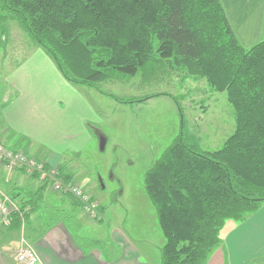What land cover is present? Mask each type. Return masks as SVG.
<instances>
[{"label":"trees","instance_id":"trees-1","mask_svg":"<svg viewBox=\"0 0 264 264\" xmlns=\"http://www.w3.org/2000/svg\"><path fill=\"white\" fill-rule=\"evenodd\" d=\"M0 9L74 84L100 91L97 84L116 73L135 77L165 64L227 94L236 127L220 149L203 150L181 134L146 173L145 189L165 238L160 264H206L226 222L241 223L259 210L264 40L244 47L220 0H0ZM74 51L87 58L84 77L64 67L74 63ZM161 95L171 97H152ZM29 202L19 205L26 209ZM12 219L19 226V217Z\"/></svg>","mask_w":264,"mask_h":264},{"label":"crops","instance_id":"crops-1","mask_svg":"<svg viewBox=\"0 0 264 264\" xmlns=\"http://www.w3.org/2000/svg\"><path fill=\"white\" fill-rule=\"evenodd\" d=\"M220 1L244 47H252L264 40V0ZM18 33L26 34L10 14H2L0 9V47L9 49L8 56L7 53L0 56V71L4 80L0 87V140L8 148L9 144H13L15 147L11 149L24 151L48 166H59L63 173L70 176L66 168L70 169L71 163L63 162L62 154L79 147L84 143L80 141L82 138H86L85 144L92 141L93 133L85 124L88 116L80 115L79 102L74 104L66 100L59 90L76 93L77 101L82 98L81 91L75 87L77 84L64 77L53 58L28 35L29 44L26 49L19 48V54L23 56L17 57ZM84 102L90 111L82 110V114L90 112L95 115L88 102ZM70 105L71 112L76 111V114L66 116ZM48 141L72 145L69 147L66 144L65 150H59L47 144ZM28 147L38 155H31ZM0 191L10 197L15 195L13 200L18 204L31 201L25 209L23 229L21 222L16 225L13 215L10 225L5 224L0 216V264H19L16 255L23 237L39 256V264L161 263L164 244L160 246L149 239L147 243L143 238H130L126 232L117 229L109 233L106 229L104 234L94 237L90 234L82 236L75 223L72 225L46 214V208L56 207L73 217V210L80 203L61 193L56 197L50 195L53 189L37 179L0 166ZM34 194H37V201ZM220 237V245L210 254L206 264H264V205L241 223L225 224Z\"/></svg>","mask_w":264,"mask_h":264},{"label":"rangeland","instance_id":"rangeland-1","mask_svg":"<svg viewBox=\"0 0 264 264\" xmlns=\"http://www.w3.org/2000/svg\"><path fill=\"white\" fill-rule=\"evenodd\" d=\"M26 35L18 33L16 36L17 57L23 56L19 54V48L26 49L29 44ZM8 50L0 47V56L6 53L8 56ZM74 52V63L66 61L64 67L69 73L84 77L88 71L87 58ZM2 75L0 71V87L4 84ZM75 87L81 91L80 101H77L76 93L71 94L69 90L60 89L59 93L74 104L79 102L80 115L88 116L85 124L90 126L93 139L85 144L86 138H82L80 141L84 143L62 154L63 162L71 163V168L66 170L72 179H66V174L60 172L64 181L80 185L99 203L98 217L87 218L81 204L73 210V217L56 207L46 208V214L72 225L75 223L82 236L90 234L94 237L104 234L106 229L107 233L117 229L126 232L130 238H143L147 243L149 239L155 245H163L165 238L156 209L145 189L146 173L181 134L186 142L203 150L220 149L236 127L235 111L227 94L214 91L204 79L173 71L165 64H157L150 71L142 70L135 77L116 73L113 78L97 84L101 92L82 85ZM163 93L171 97H152ZM118 99L140 101L123 103ZM174 99L180 102L182 111ZM84 100L95 115L82 114V110L90 111ZM71 108L70 105L66 109V116L76 114ZM47 144L59 150H65L66 144L72 145L51 141ZM8 146L15 147L13 144ZM27 151L33 156L38 155L30 147ZM65 158L68 159L65 161ZM58 193L61 192L53 190L50 195L56 197ZM64 195L77 201L70 194ZM262 205L264 202L260 207Z\"/></svg>","mask_w":264,"mask_h":264},{"label":"built area","instance_id":"built-area-1","mask_svg":"<svg viewBox=\"0 0 264 264\" xmlns=\"http://www.w3.org/2000/svg\"><path fill=\"white\" fill-rule=\"evenodd\" d=\"M0 166L13 171H19L27 177L39 180L43 185L53 190L70 194L83 206L87 217H98L99 203L92 198L80 185L72 181H64L57 165H47L46 162L37 160L24 151L8 148L0 140ZM15 214L19 217L22 227L26 223V211L15 202L8 194L0 191V216L7 225L11 223V217ZM19 264H39L40 258L29 242L23 237L21 247L16 255Z\"/></svg>","mask_w":264,"mask_h":264}]
</instances>
